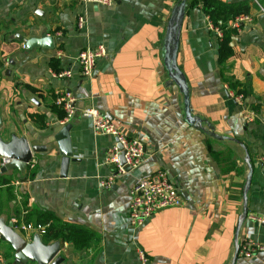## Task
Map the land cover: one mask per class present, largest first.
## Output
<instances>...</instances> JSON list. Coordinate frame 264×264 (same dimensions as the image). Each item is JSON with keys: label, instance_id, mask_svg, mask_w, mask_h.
Listing matches in <instances>:
<instances>
[{"label": "crops", "instance_id": "1", "mask_svg": "<svg viewBox=\"0 0 264 264\" xmlns=\"http://www.w3.org/2000/svg\"><path fill=\"white\" fill-rule=\"evenodd\" d=\"M177 1L114 0L104 7L77 0H0L1 135L7 141L14 133L30 146L46 147L32 156V180L25 175L33 168L27 167L24 175L0 171V180L11 179L7 194L0 186V217L27 241L35 234L22 231L26 224L16 221L24 209L52 213L96 236L83 250L60 243V264H142L137 249L144 251L145 264H231L247 174L240 145L253 169L247 217L264 219V0H218L251 5L252 22L231 38L225 76L251 93L245 101L252 122L243 120V106L229 97L233 92L220 78L218 38L209 30L207 17L198 6L185 9L177 67L188 86L192 115L205 132L222 140L185 123L182 95L164 68L165 28ZM79 16L86 21L83 29L77 28ZM42 34L53 38L52 51L22 48L26 40ZM98 45L105 46L106 56L96 62L90 77L81 78L78 53ZM64 69L71 70V78L56 79ZM60 90L75 98L79 111L93 108L126 137L142 142L138 169L101 186L115 174L106 163L115 140L96 133L89 120L75 118L69 131L71 161L66 177H59L61 157L53 136L61 128V110L53 104V93ZM28 115H43L45 127L40 130ZM214 148L235 158L224 162ZM156 170L166 171L178 185L183 204L161 210L132 229L127 222L129 190L136 179ZM247 217L238 242L264 246V225ZM3 242L0 264H8L2 258ZM235 264H264V252L248 259L237 256Z\"/></svg>", "mask_w": 264, "mask_h": 264}, {"label": "built area", "instance_id": "2", "mask_svg": "<svg viewBox=\"0 0 264 264\" xmlns=\"http://www.w3.org/2000/svg\"><path fill=\"white\" fill-rule=\"evenodd\" d=\"M78 3L83 5H94L110 7L114 4V0H77ZM261 13L264 15V9L260 8ZM208 21V19H207ZM85 18L79 16L77 18V28L83 29L85 25ZM252 22V18L249 15H241L235 18L229 23V26L236 31L237 34L242 32L244 26L249 25ZM209 30L212 31L215 36L220 39L221 32L219 29L213 27L208 21ZM25 49L24 46H22ZM107 54V50L104 45H98L93 48H86L80 51L76 57V61L79 67L80 77L88 78L92 75L96 62L104 58ZM72 72L70 69H64L55 74V78L58 80H64L71 78ZM229 97L243 106L245 122H252L254 115L250 113L243 101L241 95H234L230 93ZM53 104L56 108L60 109L64 116L59 121V126L75 120V118L87 119L90 121L93 130L98 134L108 135L114 138L115 143L111 148L109 157L106 163L111 165L114 169V175L106 179L101 183L103 187H109L114 177L117 175H124L126 173L124 166L129 168V171L138 169L141 164L143 156V144L137 139H130L123 133L118 131L113 125L112 121L100 114L93 108H87L79 111L76 106L75 98L66 91H55L53 93ZM123 153L124 166L119 163V156ZM0 168L4 167L9 160L0 159ZM261 164L264 171V155L261 159ZM28 168L34 167V161H30L27 165ZM182 192L178 185L170 179L166 171L156 170L148 175L139 177L135 180L131 189L129 190V204H128V218L127 222L130 228L135 229L143 225L157 212L169 209L177 208L183 204ZM249 219L256 222L259 225H264V219L256 216H250ZM13 224L15 220L12 221ZM21 230L28 233L42 235L44 228L40 225L27 224L21 225ZM258 252H264V246L255 244L249 240H242L239 244L238 256L248 259ZM137 257L140 263L145 264L147 262L146 255L142 249H137Z\"/></svg>", "mask_w": 264, "mask_h": 264}, {"label": "water", "instance_id": "3", "mask_svg": "<svg viewBox=\"0 0 264 264\" xmlns=\"http://www.w3.org/2000/svg\"><path fill=\"white\" fill-rule=\"evenodd\" d=\"M185 9L186 0H178L171 10L170 17L165 28L162 45L163 64L169 81L177 87L179 93L182 95L185 123L195 129L205 132L201 121L192 115L189 104L188 86L184 75L179 70L176 63L177 51L179 47V36L182 20L185 15ZM20 40H22V38H20ZM24 47L28 51L36 48L52 51L54 49L53 38L47 36L46 34H42L39 38H31L26 40L24 42ZM73 124V121L65 124L53 136V141L56 143L58 153L61 157L59 169L60 178L66 177L67 168L71 161L69 131ZM1 128L2 122L0 119V158L9 160V162L4 167H2L0 171L1 173H5L7 171L17 170L20 175H24L27 165L32 159V156L34 154L45 152L46 147L30 146L25 138L17 137L14 133H10L6 141L1 135ZM205 133L211 138L222 140L221 137H218L211 131ZM240 146L244 151V163L247 168V174L241 192L242 208L235 227L234 254L231 264H235L237 259L239 248L238 234L248 213L247 193L250 188L253 173L249 155L246 149L242 145ZM119 163L121 166H124L123 153H121L119 156ZM124 169L126 172H129V168L124 166ZM0 238L12 249L14 262L16 264H60L63 261V258L59 255L61 252V244L59 241L45 245L43 244L40 235L37 234H35L30 241H27L12 228L11 224L7 223L1 217Z\"/></svg>", "mask_w": 264, "mask_h": 264}, {"label": "trees", "instance_id": "4", "mask_svg": "<svg viewBox=\"0 0 264 264\" xmlns=\"http://www.w3.org/2000/svg\"><path fill=\"white\" fill-rule=\"evenodd\" d=\"M195 6L200 7L202 13L207 17L210 24L221 32V38L218 39L217 49V64L219 66L221 80L227 85V90L229 92H233L236 96L241 95L245 101V99L251 94L246 89V86L241 85L239 82L234 81L232 78L226 77L225 75L228 73L227 61L232 55V49L230 47L231 38L236 35L235 30L229 26V23L241 15H249L251 10L250 3L246 1L237 4H228L218 0H186V8ZM244 103L245 105L247 104L246 101ZM251 110H253V112L257 111V109L253 107H251ZM58 112L60 114L59 119H62L64 115L61 111ZM28 118L34 122L40 130L45 127V119L43 115H28ZM35 173L36 168H33L27 173V175H25V179L32 180ZM10 180V178H2L0 180V186H5V194L10 191V188L8 187L11 182ZM16 218L17 222H23L26 225L31 224V220L34 219V225H40L43 227L44 233L40 237L45 245L59 241L60 243H65L73 247L75 250H83L88 247L89 242L96 239V236L86 229L76 224L63 222L55 217L54 214L41 211L40 209H24L22 215H16ZM2 242L3 240L0 239V243ZM5 250L2 258L8 261V264H13L14 258L12 249L6 244Z\"/></svg>", "mask_w": 264, "mask_h": 264}, {"label": "rangeland", "instance_id": "5", "mask_svg": "<svg viewBox=\"0 0 264 264\" xmlns=\"http://www.w3.org/2000/svg\"><path fill=\"white\" fill-rule=\"evenodd\" d=\"M214 150V152L213 153H215V154H218V152L216 151V149L214 148L213 149ZM218 155H220V158L222 159V161H224V162H228L230 159V161H232L234 158H235V156L232 154V153H228V151H226L225 149H222L221 150V152H219V154ZM248 214V213H247ZM250 216H252V215H249L247 218L249 219V217ZM250 220V219H249ZM240 243L238 242V245H239ZM263 246V245H262ZM238 250H239V248H238ZM237 256H238V253H237ZM240 257V256H239Z\"/></svg>", "mask_w": 264, "mask_h": 264}]
</instances>
